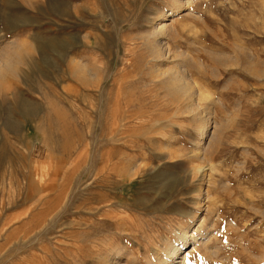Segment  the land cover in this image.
Masks as SVG:
<instances>
[{"label":"rangeland","instance_id":"rangeland-1","mask_svg":"<svg viewBox=\"0 0 264 264\" xmlns=\"http://www.w3.org/2000/svg\"><path fill=\"white\" fill-rule=\"evenodd\" d=\"M179 2L0 0V264H264V0Z\"/></svg>","mask_w":264,"mask_h":264},{"label":"bare ground","instance_id":"bare-ground-1","mask_svg":"<svg viewBox=\"0 0 264 264\" xmlns=\"http://www.w3.org/2000/svg\"><path fill=\"white\" fill-rule=\"evenodd\" d=\"M180 0H176V2L177 3H180L179 2ZM171 14V13H170ZM164 27V26H163ZM162 27V28H163ZM166 28V27H165ZM164 28V29H165ZM162 50V49H161ZM156 55L158 56V57H161L162 55H161V53H160V51H159V49H157L156 48ZM22 56H23V54L21 53V52H19V51H17L15 54H7L6 56H4L3 57V59L1 60V63H0V80L3 78V76H4V74L5 73H15V72H17L18 71V65L20 64V61H22L21 59H22ZM249 62V61H248ZM83 71H84V68L83 67H81L79 70H78V73H79V76H81V74H83ZM169 79V78H168ZM183 81H184V76H182L181 74H174L173 75V77H171L170 78V80L168 81L169 82V84H170V86H171V89H170V92H171V94L172 95H174L175 97H185V96H188V97H191L193 94L190 92V90H192L191 89V87H189V86H187V85H185L184 83H183ZM201 96H203V92L202 91H200V93H199ZM199 94H198V96H199ZM200 96V97H201ZM187 97V98H188ZM194 96H192V98H193ZM189 99V98H188ZM192 100V99H191ZM193 103V102H192ZM193 109V108H192ZM207 121H208V119H207ZM206 124H207V122H206ZM211 125V124H210ZM203 126V125H202ZM201 126V130H200V132L201 133H199V134H201L200 136H201V139H202V145H204V141H205V139L206 138H210L211 136H210V134H209V127H208V125H204L203 127ZM211 128V127H210ZM211 135H213L212 133H211ZM208 143V142H207ZM200 154V153H199ZM202 155V154H201ZM196 156H198V155H196ZM201 170V169H205V168H198V170ZM212 169V168H211ZM142 170H144V169H142L141 167L138 169V170H136V171H134V175H138V174H140L141 172H142ZM197 170V171H198ZM212 170H214V167H213V169ZM130 171V170H129ZM133 171V170H132ZM118 172H120V171H118ZM130 173V172H129ZM205 173V171H202V173H200L199 172V174H200V177H201V179H204V178H206V174H204ZM122 174V173H121ZM120 174V175H121ZM126 175V174H125ZM133 175V174H132ZM128 176H129V174H128ZM120 177V176H119ZM196 178V177H195ZM210 178V177H209ZM209 180V179H208ZM208 194V193H207ZM208 196V195H207ZM210 197V196H209ZM182 237H185V239H184V242L187 244L189 241H192V239H193V234H191V231L189 230H187V231H185L184 233H182V235H181ZM179 251V250H178ZM176 254V247L174 246V245H169L168 246V249H167V253H166V255L161 259V261H160V263L159 264H176V261H175V259L173 260V255H175ZM108 261V260H107ZM174 261V262H173ZM106 262V261H105ZM109 262H111V261H109ZM104 264V263H103ZM105 264H109L108 262L107 263H105Z\"/></svg>","mask_w":264,"mask_h":264}]
</instances>
